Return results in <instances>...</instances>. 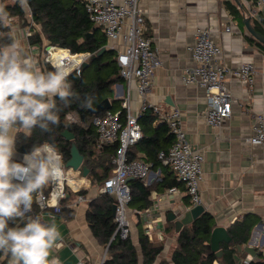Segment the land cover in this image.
<instances>
[{
    "label": "crops",
    "instance_id": "0c3cea01",
    "mask_svg": "<svg viewBox=\"0 0 264 264\" xmlns=\"http://www.w3.org/2000/svg\"><path fill=\"white\" fill-rule=\"evenodd\" d=\"M224 1L139 0V5L145 17L146 34L152 37L162 60L155 71L147 100L150 104L160 105L163 110L174 107L181 110L189 142L205 157L200 185L201 204L206 212L214 216L215 226L228 229L238 220L255 222L249 240L236 247L237 258L242 263L257 258L259 251L264 254V147L249 141L255 122L253 114L264 113V53L250 40L251 34L244 22L245 17L251 16L254 26V20L264 26V11L252 15L253 0H238L239 3L231 0L238 6L239 13L236 15L226 8ZM228 25L232 27L230 32L226 31ZM198 26L212 28V37L222 50L217 58L219 63L235 67L241 62L251 61L257 68L252 89L234 78H228L227 84L234 99L233 112L221 127H214L205 119V88L187 84L182 79L185 69L195 65L190 47L195 42ZM18 36L29 54L28 41L20 34ZM39 61L43 66L42 54ZM110 90L114 91V100L118 101L117 110L121 109L122 98L129 93L132 110L137 114L141 102L136 82L129 87L122 78ZM161 124L155 120L152 122L154 127ZM139 147H131L132 154L147 160L145 150ZM23 154L17 150L16 162H21ZM81 175L84 176L83 173ZM84 177L83 189L87 190L84 194L87 198L79 201L76 194L65 203L73 210L71 217L39 209L30 214L40 215L43 221L57 225L62 241L52 255L58 256L61 264H104L108 254L107 247L94 235L87 218L89 202L99 195V188L87 176ZM166 177L177 178L174 171L164 164L151 167L149 177L142 180L146 186L152 187L151 205L144 209L129 207L130 236L138 252V264H144L139 221L150 240L163 244V250L153 264H160L163 260L173 264L172 253L177 245L178 233L175 229L168 230L174 222L169 219V214L179 215L193 206L184 183L172 185L178 189L173 194L167 191L172 186L157 188ZM0 264H9V259L0 257ZM214 264L224 263L218 258Z\"/></svg>",
    "mask_w": 264,
    "mask_h": 264
},
{
    "label": "built area",
    "instance_id": "2783aa9c",
    "mask_svg": "<svg viewBox=\"0 0 264 264\" xmlns=\"http://www.w3.org/2000/svg\"><path fill=\"white\" fill-rule=\"evenodd\" d=\"M252 15L264 11V0H253ZM89 19L102 28L106 38V46L117 52L116 61L120 67L122 77L129 87L136 82L140 96L139 111L133 112L130 94L124 96L119 109L104 110L93 118L98 133V147L117 142L112 173L99 187V192L117 196L115 221L116 232L121 238H128L131 234V220L129 203L132 191L128 178L146 180L151 172V163L131 152V147L143 137V128L139 116L148 108L156 114L155 121L166 123L173 136V142L168 148L159 150L158 157L162 163L171 168L177 179L185 184L186 192L190 196L192 205L201 203L200 185L203 179L204 154L194 148L189 142L184 127L182 112L179 108L163 110L158 104H150L148 93L153 84L156 69L161 66L162 60L153 45V39L146 34L145 17L139 5V0H84ZM26 27H18L20 35L28 41L30 55L40 65L39 56L43 55L41 70H52L54 66H63L71 74H82L85 62L89 61L90 52H73L67 47L45 43H32L30 37L34 34V27L38 25L32 19ZM14 29V28H12ZM231 25L226 26L230 32ZM1 33V31H0ZM211 27L198 26L195 32V42L190 47L195 65L187 67L183 74V81L187 84H197L206 90L207 109L205 119L214 127H221L233 112V95L227 80L234 78L252 89L256 82L257 68L251 61L241 62L235 67H229L217 61L221 47L214 41ZM39 61V62H38ZM255 119L253 133L249 137L252 144L264 147V113H254ZM60 152V151H59ZM57 174L55 180L49 183L48 189L40 194V211L51 210L53 214L59 213L70 192H80L84 184L78 185L70 181L72 168L65 166ZM76 171V170H75ZM82 174V170H77ZM79 178H86L82 175ZM78 185V186H76ZM177 187L168 188L169 193L177 192ZM78 200L87 197L79 193ZM33 211V209H32ZM31 213H29L30 215ZM151 237L150 232L148 233ZM82 264V263H80Z\"/></svg>",
    "mask_w": 264,
    "mask_h": 264
},
{
    "label": "trees",
    "instance_id": "16d2710c",
    "mask_svg": "<svg viewBox=\"0 0 264 264\" xmlns=\"http://www.w3.org/2000/svg\"><path fill=\"white\" fill-rule=\"evenodd\" d=\"M29 4L31 6L29 12L32 14V19L41 25V30L39 31L34 27L35 31L30 37V42L40 44L43 33L52 44L67 47L76 53L90 52L92 55L98 53L103 46H106L107 38L102 28L95 25L89 19L84 0H29ZM224 4L232 14L237 15L239 13L238 6L231 0H225ZM4 5L10 16L14 14L13 16L18 15L25 19L24 15L28 11L22 10L17 2ZM254 23L256 29L264 34V26L255 20ZM0 31V44H3L7 42L9 29L0 28ZM89 33L91 34L88 35ZM249 37L264 53V43L252 35ZM116 54L115 50L108 49L101 56L89 59L93 62L97 61L100 69H104L102 75L90 81L84 77L85 68L81 75L71 74L69 76L74 91L81 94L89 93L95 97L93 107L105 97H108L107 92L110 91L111 86L123 78L116 61ZM114 101L117 104V100H113L111 109L117 111V108L114 107ZM57 105L62 109L59 112V126L54 127L51 134L35 128L30 137H26L22 130H18L17 150L26 153L35 144H40L44 141L53 142L50 141L51 135L54 137V143L66 162L70 158L73 141L63 136V131L68 129L75 134L74 141L85 156L84 163L89 168V177L102 185L115 166L113 156L116 152L117 142L98 147V133L93 123V118L97 114H93L91 109H82L78 102L72 103L69 107H63L58 99ZM120 110L122 113L124 112L122 107ZM72 112L78 118L69 117ZM101 113L103 112L98 114ZM155 119L156 114H154L152 108H148L139 116L144 135L135 145L140 146L139 149L145 150L147 158L145 161L150 162L151 167H155L160 163L163 164L158 157L159 150L168 148L173 142V136L169 132L167 124L162 123L158 127H154L152 122ZM167 179L169 181L163 183ZM70 181L74 184L82 185L85 178H79L75 175L70 176ZM179 182L181 181L177 178L169 179L166 177L158 183L157 188L178 185ZM129 185L132 191L129 207H137L138 209L149 207L151 205L150 194L152 187L146 186L140 178L130 180ZM48 186L49 184L44 190H47ZM86 192L87 190L85 189H81L80 192L71 191L66 201L71 200L76 194H86ZM113 204L114 199L111 194L100 192L97 197L90 200L87 210V218L94 235L103 245L108 247V254L104 260V264H138V252L131 236L124 239L116 232L117 224L113 215ZM34 209H39L37 204H33ZM56 214H64L67 217H71L73 210L64 205L62 210ZM173 223L170 224L168 230L175 229V224ZM254 223L245 219L234 222L228 228L232 242L221 244L223 255L218 257L216 252L212 250L210 243L215 219L211 213L205 211L193 223L185 225L178 233L177 245L173 250L171 261L173 264H214L216 259L221 258L224 264H264V254L262 251L257 253V258L250 261H243L241 263L237 258L236 247L249 240ZM10 226L14 225L10 223ZM139 241L144 255V264H153L163 250V244L149 239L145 229L141 225V221H139ZM2 256L0 255V257ZM160 264H169V262L163 260Z\"/></svg>",
    "mask_w": 264,
    "mask_h": 264
},
{
    "label": "clouds",
    "instance_id": "9594fccd",
    "mask_svg": "<svg viewBox=\"0 0 264 264\" xmlns=\"http://www.w3.org/2000/svg\"><path fill=\"white\" fill-rule=\"evenodd\" d=\"M17 3L31 10L29 0ZM11 25L10 13L0 3V28L9 29L7 42L0 44V255L9 264H61L52 255L62 241L57 225L29 213L40 203L43 189L62 172L63 156L50 135L53 142L33 145L16 162L17 131L26 137L35 128L51 134L60 124L57 99L63 107L78 102L82 109H92L95 97L74 91L65 67L41 70Z\"/></svg>",
    "mask_w": 264,
    "mask_h": 264
},
{
    "label": "water",
    "instance_id": "95a60500",
    "mask_svg": "<svg viewBox=\"0 0 264 264\" xmlns=\"http://www.w3.org/2000/svg\"><path fill=\"white\" fill-rule=\"evenodd\" d=\"M236 2L239 3L238 0H236ZM244 22H245L248 32L252 36H254L257 40L264 43V34L258 31L256 27L253 25L251 16L245 17ZM90 34L91 33H89L88 35ZM108 49L110 48H108L107 46H103L102 49L98 53L93 54L91 56L92 59L98 56H101ZM88 65H89V61L85 62L84 68H86ZM111 108H112L111 99L109 97H105L95 107L91 109V112L93 114H98L100 112H103L104 110L111 109ZM63 136L68 140H73L71 144V150H70L71 155H70V158L65 162V166L67 168H72L73 170H76V171L82 170L83 175L88 176L89 168L84 163V160H85L84 154L80 151L78 145L74 141L75 134L72 131L66 129L63 131ZM132 179L134 178L129 177L128 181ZM111 196L114 199L113 215L115 216L117 196L115 193H112ZM204 211H205L204 205L199 203V204L189 207L188 209H185L184 212H181V214L179 215H177V213L169 214V219L174 221L175 231L179 233L185 225L193 223ZM224 242L225 243L232 242V237L229 234L227 227L221 226V225L214 226L211 232L210 243H211L212 250L216 252L218 257H221L223 255V249L221 248V244Z\"/></svg>",
    "mask_w": 264,
    "mask_h": 264
},
{
    "label": "rangeland",
    "instance_id": "374dc122",
    "mask_svg": "<svg viewBox=\"0 0 264 264\" xmlns=\"http://www.w3.org/2000/svg\"><path fill=\"white\" fill-rule=\"evenodd\" d=\"M15 2H17V0H0V3H3V4H9V3L14 4ZM13 15H11V19L13 22V25L11 28H14V30L16 31L17 34L19 33L18 27H20V28L26 27V26H28L29 23H31V17H30L29 11L24 15L26 20L24 18L19 17L18 15H16V16H13ZM35 23L38 25V28H39L38 31L41 30V25L37 22H35ZM46 41H47V39L42 33V42L41 43H45ZM104 59H106V58H104ZM103 71H104V69H100L97 61L93 62V61L89 60V65L84 70V77H85V79L90 81L91 79H94V78L98 77L99 75H102ZM107 93L110 96V99L112 100V103H113V100L115 98L114 91L110 90ZM114 103H115L114 107L119 108L118 101H117V104H116V101H114ZM69 117L78 118L75 115V113H73V112L70 113ZM71 175L79 176L81 174L74 170L71 172ZM87 177H88V179L91 180V182L93 183L94 186H96L97 188L100 187L101 184L99 182L93 181L92 178L89 177V175Z\"/></svg>",
    "mask_w": 264,
    "mask_h": 264
}]
</instances>
